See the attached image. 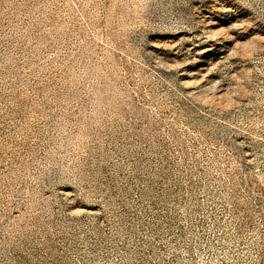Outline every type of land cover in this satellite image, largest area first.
Returning <instances> with one entry per match:
<instances>
[{"label": "rangeland", "instance_id": "374dc122", "mask_svg": "<svg viewBox=\"0 0 264 264\" xmlns=\"http://www.w3.org/2000/svg\"><path fill=\"white\" fill-rule=\"evenodd\" d=\"M0 264H264V0H0Z\"/></svg>", "mask_w": 264, "mask_h": 264}]
</instances>
